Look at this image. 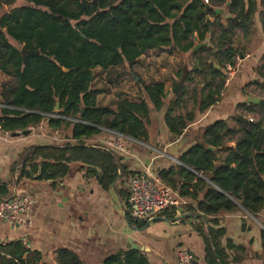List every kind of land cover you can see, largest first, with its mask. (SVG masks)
<instances>
[{
	"label": "trees",
	"instance_id": "16d2710c",
	"mask_svg": "<svg viewBox=\"0 0 264 264\" xmlns=\"http://www.w3.org/2000/svg\"><path fill=\"white\" fill-rule=\"evenodd\" d=\"M208 2L0 0V7L10 8L0 15V73L11 80L1 86V130L25 131L46 121L50 129L68 135L62 145L30 148L21 177L37 174L38 181L54 185L67 176L72 165L80 164L98 170L104 183L112 182L117 177L115 154L85 141L111 131L145 143L153 113L165 106V127L171 136L181 137L197 112L216 105L226 79L224 65L234 64L241 53L237 41L251 34L257 9L255 0H229L231 17L222 19L215 9L225 0ZM260 5L264 33V0ZM197 44L205 46L194 52ZM22 48L39 55L27 56L23 62ZM149 51L185 55L198 70H189L182 89L168 103L164 83L146 85L141 81L136 101L120 99L116 111L98 105L102 91L94 89L92 71L119 66L132 69ZM262 60L258 73L264 70V56ZM63 69L70 71L64 73ZM180 76L178 70L177 80ZM240 107L257 120L245 128L226 121L206 126L202 142L180 156L181 166L159 173L163 184L196 203L195 208L187 206V212L203 215L210 224L238 207L254 217L264 210V109ZM121 171L125 173L122 167ZM2 195L0 192V198ZM195 225L206 237L204 222L197 218ZM222 233L210 230V240L215 258L224 264L226 258L215 236ZM54 261L82 264L68 250L57 251ZM101 264L149 263L140 252L129 251Z\"/></svg>",
	"mask_w": 264,
	"mask_h": 264
},
{
	"label": "crops",
	"instance_id": "0c3cea01",
	"mask_svg": "<svg viewBox=\"0 0 264 264\" xmlns=\"http://www.w3.org/2000/svg\"><path fill=\"white\" fill-rule=\"evenodd\" d=\"M255 1L257 11L251 34L237 41L241 49L237 56L240 58L237 71L226 79L219 102L203 113L197 112L181 137L171 136L165 127V106L160 112L153 113L145 143L127 137L118 139L113 133L85 141L104 149L105 142L120 144L122 150L105 149L116 156L117 177L112 182L104 183L98 170H89L80 164L72 165L67 176L54 185L38 181L37 174L21 177L30 148L62 145L68 141V135L65 131L50 129L46 121L33 127L29 136L16 135L23 131L4 132L0 127L1 198L14 199L30 194L35 202L30 212V226L16 227L7 222L0 225V264H55L54 256L59 250L73 252L82 264H101L110 256L129 251L140 252L149 264H179L177 256L180 252L191 254L194 264H211L213 261L221 264L212 251L210 230L223 232L221 236H215L218 249L226 258L224 264H264V210L254 217L238 207V211L217 216L216 224L201 219L207 231L204 237L195 225L197 218L181 219L185 214H194L185 209L196 207L189 199L183 198L187 206L165 211L146 221H131L126 204L128 182L134 174L147 172L159 178L161 171L181 166L180 156L202 142L201 134L206 126L218 121L234 126L237 116L257 120L256 115L240 107L259 106L264 94V70L256 72L264 56V33L259 20L262 7L260 0ZM228 3L229 0H225L223 6L215 9L222 19L231 17L227 11ZM149 52L145 59L149 76L143 83H164L168 103L175 95L176 74L182 70L181 56ZM144 56L139 57L133 67ZM0 76L6 77L1 73ZM99 95L98 105L116 111L120 99L137 100L138 88L133 99L120 95L115 103L100 101ZM3 108L0 101V119Z\"/></svg>",
	"mask_w": 264,
	"mask_h": 264
},
{
	"label": "built area",
	"instance_id": "2783aa9c",
	"mask_svg": "<svg viewBox=\"0 0 264 264\" xmlns=\"http://www.w3.org/2000/svg\"><path fill=\"white\" fill-rule=\"evenodd\" d=\"M204 4H209L208 0H204ZM239 62L240 58L236 57L234 64L227 63L224 65L226 79L237 71ZM226 79L224 84L227 82ZM261 101L264 103V97ZM248 121L249 123L254 122L252 118ZM41 123L34 128L39 127ZM34 128L30 127L29 131ZM107 133H113L118 139L126 138L111 131H107ZM105 145L106 150L114 148L122 150L117 142H105ZM127 193L128 216L132 220L146 221L165 211L187 206L184 199L176 191L163 184L159 178L150 176L147 172H138L130 178ZM34 203L30 194L14 199L0 198V225L7 222L16 227L30 226V212ZM177 257L179 264H194V258L188 252H180Z\"/></svg>",
	"mask_w": 264,
	"mask_h": 264
},
{
	"label": "rangeland",
	"instance_id": "374dc122",
	"mask_svg": "<svg viewBox=\"0 0 264 264\" xmlns=\"http://www.w3.org/2000/svg\"><path fill=\"white\" fill-rule=\"evenodd\" d=\"M17 4L19 5L21 4V2L19 1L17 2ZM9 9L10 8L8 7H0V15H2L5 12H8ZM152 52L153 54H159L157 51H152ZM149 53L150 52H147L144 58L139 59L137 66L133 67L132 69H128L127 67L124 66H119V67L110 68L107 71H102L100 69L94 70L93 71L95 78L94 87L96 89L105 91V93L99 95L100 101L105 102L107 100L109 103H115V100L117 101L116 97L120 95L127 97L128 99H133L135 91L138 88L137 83L141 81L144 83L147 82V78L145 77L149 76V71L147 70L149 68V65L146 63L145 59L146 56L149 55ZM175 56H181L179 64L181 65L184 64L183 55L175 54ZM185 58L188 64V68L190 70L191 68H193V65L195 64H193L192 61L189 60L187 56H185ZM8 82L9 79H7L6 77L4 79L0 76V92H1V86ZM32 133H33L32 130L30 131L26 130L16 135L29 136Z\"/></svg>",
	"mask_w": 264,
	"mask_h": 264
},
{
	"label": "water",
	"instance_id": "95a60500",
	"mask_svg": "<svg viewBox=\"0 0 264 264\" xmlns=\"http://www.w3.org/2000/svg\"><path fill=\"white\" fill-rule=\"evenodd\" d=\"M210 9L209 7L206 8V10ZM207 21H212L210 18H207ZM194 41L197 42V38L196 36L194 37ZM203 46H205V44H197L195 46V48L193 49L194 52H196L197 50H199L200 48H202ZM20 54L22 56V59H23V62L26 61L27 59V56H36V55H39L38 52H32V51H27L25 48H22L20 50ZM184 57V64L182 66V70H181V76L180 78L178 79V81L176 82V85L174 87V90H173V93L174 94H177L183 87V84L185 82V78L189 72V68H188V64H187V61H186V58L185 56L183 55ZM51 61V59H49ZM193 70H198V67L197 65H193ZM70 70L68 69H63V72L64 73H68ZM259 107H261L262 109H264V103L262 101L259 102ZM59 109V106L57 104V106L55 107V110L57 111ZM236 121L238 123H240L242 125L243 128H245L247 125H248V120L243 118L242 116H237L236 117ZM211 149V148H209ZM186 218H200L202 219L205 223H207V220L206 218L199 214V213H196V214H185L183 216H181V219H186ZM135 248V247H134ZM136 250H142L140 247H137L135 248Z\"/></svg>",
	"mask_w": 264,
	"mask_h": 264
}]
</instances>
